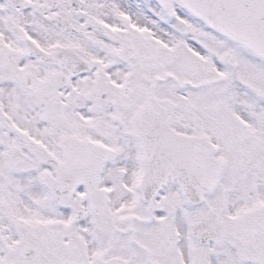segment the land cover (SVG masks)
Instances as JSON below:
<instances>
[{
	"label": "snow or ice",
	"instance_id": "6c2138e0",
	"mask_svg": "<svg viewBox=\"0 0 264 264\" xmlns=\"http://www.w3.org/2000/svg\"><path fill=\"white\" fill-rule=\"evenodd\" d=\"M0 264H264V0H0Z\"/></svg>",
	"mask_w": 264,
	"mask_h": 264
}]
</instances>
